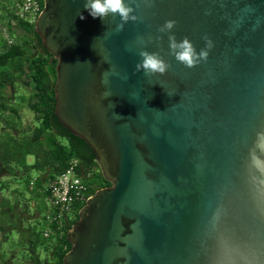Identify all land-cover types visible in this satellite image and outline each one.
Returning <instances> with one entry per match:
<instances>
[{
  "label": "water",
  "instance_id": "obj_1",
  "mask_svg": "<svg viewBox=\"0 0 264 264\" xmlns=\"http://www.w3.org/2000/svg\"><path fill=\"white\" fill-rule=\"evenodd\" d=\"M43 1L35 31L57 60L55 115L111 184L79 211L63 264H264V176L251 162L253 150L264 159V0H125L138 20L119 32L118 15L93 18L84 0ZM167 20L197 52L213 42L206 61L170 55ZM141 50L168 71L137 73Z\"/></svg>",
  "mask_w": 264,
  "mask_h": 264
},
{
  "label": "trees",
  "instance_id": "obj_2",
  "mask_svg": "<svg viewBox=\"0 0 264 264\" xmlns=\"http://www.w3.org/2000/svg\"><path fill=\"white\" fill-rule=\"evenodd\" d=\"M38 1L43 10L44 1ZM17 12L13 0H0V24L6 21L9 38L15 39L11 42L0 32V126H3L0 131V249L2 243L9 240L11 230L15 229L10 223L9 214L15 213L20 198L26 192L36 197L48 196L44 184L63 173L72 159L79 161L77 174L81 178L87 182L88 179L101 180L94 186L83 182L87 198L98 190L111 186L103 177L94 151L59 123L55 115L54 92L57 60L43 47L35 31V22L21 18ZM16 29L22 31V35L17 36ZM18 81L30 89L28 98L24 96L21 101L26 99L28 109L35 116L34 128L20 130L21 114L14 105L16 96L9 98L6 94L9 88L16 89ZM29 156L35 158L34 163L28 162ZM5 170L12 172L8 177H12L13 181L4 179L1 173ZM32 171L38 173L36 178H32ZM11 182L20 187L11 191ZM9 191L13 201L7 195ZM85 204L86 201L74 205L72 212L76 215L75 220L66 218L61 230L55 225L47 224L58 235L52 248V258L42 262L36 254L32 257V264H63L64 256L72 247L68 241V232L78 221L79 211ZM21 212L29 213V208L26 206ZM29 229L27 231L31 237L34 235L33 228ZM29 241L30 249L35 251L41 237L36 235L35 241Z\"/></svg>",
  "mask_w": 264,
  "mask_h": 264
},
{
  "label": "rangeland",
  "instance_id": "obj_3",
  "mask_svg": "<svg viewBox=\"0 0 264 264\" xmlns=\"http://www.w3.org/2000/svg\"><path fill=\"white\" fill-rule=\"evenodd\" d=\"M0 32L10 39V41H14V38H9V34L7 32L6 21H3L0 24ZM17 36L22 35V31L19 29L15 30ZM26 80V79H25ZM7 96L9 98H13L16 96V105L20 110L21 114V128L20 130H26L29 128H34L36 125L35 116L34 114L28 109L26 99L21 101L24 96L28 98L30 94V89L26 88L21 81L16 83V89L9 88L7 91ZM10 101V100H8ZM2 125L0 126V131H2ZM14 133H18L13 131ZM29 163H34L35 158L32 156L28 157ZM2 176L4 179L13 181L12 177H8L11 175L12 172L2 171ZM38 173L36 171H32L31 176L32 178H36ZM46 175H44L45 177ZM83 182L86 185L94 186L96 183L100 182L99 180L95 179H88V182L83 179ZM105 186V183H102ZM48 184H44V186ZM16 183L11 182V191L18 188ZM105 188V187H104ZM9 191L7 193L8 197L11 198L13 201L14 198L12 197V193ZM29 208V213L21 212V209L25 207ZM49 215V202L48 198L46 197H36L29 192H26L24 197L20 198V204L17 206L16 211L14 214H9L10 223L13 225L12 227L15 228L11 230L9 234V240L7 242H3L0 249V264H32V257L34 255H38L42 262H44L47 258H52L53 253V246L57 242V234L52 232L50 238H44V232L48 229L46 217ZM67 218L69 220H75L76 215L74 212L68 214ZM29 228H33L34 235L28 234L27 230ZM32 234V233H31ZM24 235V236H23ZM36 235L41 237V242L36 245L35 251L30 249V241L29 240H36ZM1 239V236H0Z\"/></svg>",
  "mask_w": 264,
  "mask_h": 264
},
{
  "label": "clouds",
  "instance_id": "obj_4",
  "mask_svg": "<svg viewBox=\"0 0 264 264\" xmlns=\"http://www.w3.org/2000/svg\"><path fill=\"white\" fill-rule=\"evenodd\" d=\"M84 9L93 18H100L105 21L109 15L113 18L117 15L120 17V23L116 25V31H123L124 26L129 21H137L138 17L134 15V9L130 7L125 0H84ZM80 19H84L82 13L78 14ZM176 21L167 20L158 29L161 33H169V49L170 55L174 56L176 61L182 63L188 68H193L201 63V61H206L209 55V50L213 47V42L205 36L206 47L197 52L193 43L187 38H183L177 41L174 34H170L171 30L174 28ZM162 37H157L159 40ZM141 61L136 64L135 71L138 73L143 71L146 76L154 75H164L170 65L159 55L157 52H149L147 50H141L139 53ZM108 73L104 74L102 83L108 84ZM106 96L110 93H105ZM255 148H258L261 153H264V129L260 130L256 134ZM251 162L252 165L264 176V159H261L255 154L253 150L251 152ZM264 183V181H262Z\"/></svg>",
  "mask_w": 264,
  "mask_h": 264
},
{
  "label": "built area",
  "instance_id": "obj_5",
  "mask_svg": "<svg viewBox=\"0 0 264 264\" xmlns=\"http://www.w3.org/2000/svg\"><path fill=\"white\" fill-rule=\"evenodd\" d=\"M18 9V15L30 22H36L42 12L38 0H13ZM79 161L72 159L67 169L52 179L47 185L49 215L46 222L49 226L55 225L58 230L64 227L63 221L72 212L76 203L87 201L86 186L77 174ZM52 230L44 232L46 238L50 237Z\"/></svg>",
  "mask_w": 264,
  "mask_h": 264
}]
</instances>
